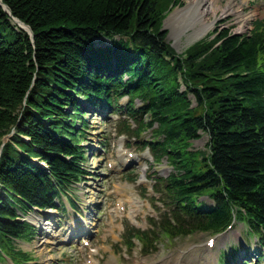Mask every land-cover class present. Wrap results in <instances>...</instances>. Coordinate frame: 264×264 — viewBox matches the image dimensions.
I'll return each mask as SVG.
<instances>
[{
    "label": "trees",
    "instance_id": "obj_1",
    "mask_svg": "<svg viewBox=\"0 0 264 264\" xmlns=\"http://www.w3.org/2000/svg\"><path fill=\"white\" fill-rule=\"evenodd\" d=\"M180 1L2 0L11 14L0 4V261L31 259L13 246L35 232L18 210L56 206L85 178L84 112L118 111L125 95L136 127L124 130L151 128L146 144L176 169L162 183L173 219L162 231L217 232L236 219L264 243V21L178 54L161 27ZM202 133L208 152L191 150ZM135 233L145 243L154 234Z\"/></svg>",
    "mask_w": 264,
    "mask_h": 264
},
{
    "label": "rangeland",
    "instance_id": "obj_2",
    "mask_svg": "<svg viewBox=\"0 0 264 264\" xmlns=\"http://www.w3.org/2000/svg\"><path fill=\"white\" fill-rule=\"evenodd\" d=\"M226 1L228 0H219L216 13H208L209 19H216L213 27L202 37L191 41L186 39L185 34L180 37L175 36L172 28L166 24L170 13L176 8L186 5L188 0H181L173 5L166 13L162 23L163 28L167 31V40L173 48L181 52L193 43L207 38L210 34L214 36L217 29L232 28L241 33L249 31L255 20L264 16V0H234V9L238 5V11L232 10L231 12L224 10ZM254 12L256 15L253 16V19L249 21L247 19L242 23V15ZM111 41L104 38L98 40L100 44ZM78 98L81 99L82 96L78 95ZM195 103L193 101L192 105ZM84 117L89 122L86 134L88 137L82 140L87 149L84 166L91 174L72 188L71 193L76 200V209L71 208L65 199L66 212H59L57 216L56 211L53 210L48 214H51L54 221L63 220L64 225L60 224L64 226V231L70 230L71 224L80 227L81 222L90 220V223H85L86 226H93L90 232L91 247L80 252L78 248H74L73 239L64 241L65 234L58 228L54 229L60 233V236L55 239L53 235L55 232L51 231L49 234L42 223L46 221L47 217L40 214L42 221L37 223L35 236L29 241H16L17 247L28 251L39 264H87L88 258L98 260L99 262L96 264H110L111 262L123 264H219L218 255L222 246H226L231 241L246 242L249 239L245 225L242 222H235L232 228L214 235L215 244L210 249L207 248L206 243L210 234L197 232L172 239L161 234L158 250L151 254L140 253L141 245L138 240L135 241L136 245L132 251L127 250L122 243L125 219L128 218L136 226L146 228L150 226L152 221L150 218L159 217V213L163 209L165 210L166 206L162 196L153 192L154 179L165 177L174 170V167L167 158H163L157 163L154 162L151 152L141 149L143 143L151 138V130L142 132L140 137L131 134L118 136L116 131L119 116L112 115L109 121H105L93 110L84 112ZM78 125H81L80 122ZM208 139V135L203 133L200 138L191 141L190 149L207 151ZM122 148L134 153L131 165L128 167L124 161L120 160ZM124 156L127 157V155ZM109 162L114 165V168L108 167ZM127 195L136 198L135 202L130 203L123 199V196ZM119 203L124 206V209L117 206ZM109 209H114L115 214V217L110 216L114 218L112 228H110ZM93 246L98 250L94 255H91L90 248ZM1 264H12V262L7 259V262ZM260 264H264V260Z\"/></svg>",
    "mask_w": 264,
    "mask_h": 264
},
{
    "label": "bare ground",
    "instance_id": "obj_3",
    "mask_svg": "<svg viewBox=\"0 0 264 264\" xmlns=\"http://www.w3.org/2000/svg\"><path fill=\"white\" fill-rule=\"evenodd\" d=\"M219 0H188L186 5L178 7L170 13L166 19V24L172 28L175 36L180 37L186 35L188 41L197 39L205 35L214 25L215 20L207 17L208 13L215 14L218 9ZM234 0L226 1L224 10L231 12L238 11V5L234 9ZM253 14L242 15V20L251 18ZM45 223V222H44ZM47 230L53 231V223H45ZM55 239L60 236L59 233H53Z\"/></svg>",
    "mask_w": 264,
    "mask_h": 264
},
{
    "label": "water",
    "instance_id": "obj_4",
    "mask_svg": "<svg viewBox=\"0 0 264 264\" xmlns=\"http://www.w3.org/2000/svg\"><path fill=\"white\" fill-rule=\"evenodd\" d=\"M0 3L5 7V9L10 13V8L6 5V4H4V3H2V0H0ZM15 20L22 26V27H24L25 29H27L29 32H30V34L32 35V37H33V31H32V29H31V27L28 25V24H25L22 20H20V19H18V18H15Z\"/></svg>",
    "mask_w": 264,
    "mask_h": 264
}]
</instances>
